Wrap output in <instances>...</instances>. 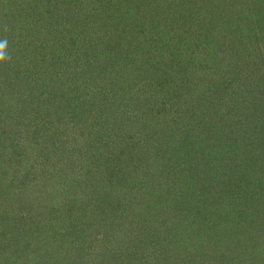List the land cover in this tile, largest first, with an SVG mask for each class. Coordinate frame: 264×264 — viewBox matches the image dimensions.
I'll use <instances>...</instances> for the list:
<instances>
[{
    "label": "trees",
    "instance_id": "1",
    "mask_svg": "<svg viewBox=\"0 0 264 264\" xmlns=\"http://www.w3.org/2000/svg\"><path fill=\"white\" fill-rule=\"evenodd\" d=\"M5 38L0 264H264V0H0Z\"/></svg>",
    "mask_w": 264,
    "mask_h": 264
},
{
    "label": "rangeland",
    "instance_id": "2",
    "mask_svg": "<svg viewBox=\"0 0 264 264\" xmlns=\"http://www.w3.org/2000/svg\"><path fill=\"white\" fill-rule=\"evenodd\" d=\"M256 53V52H255ZM255 56V55H254ZM253 58V57H252ZM254 59H255V57L253 58V59H251L250 60V63H249V65H246L245 67H242L243 66V64H242V66H241V63L240 62H238V64H237V69H239V72H242V71H246L245 69L246 68H251L252 67V62H254ZM241 68H243V69H241ZM225 77H227V78H230L229 77V75H227V76H225ZM254 81H255V83L256 84H259V83H261V81H262V78L259 76V75H255L254 76V79H253ZM228 88H229V86H228ZM227 88V89H228ZM249 106H246V108H248ZM246 108H245V110H246ZM248 111L250 112L251 110H250V108H248ZM242 115L243 114H241V111H239V112H235L234 114H231L230 116H232V117H228L229 118V120H232L234 123H235V121L237 120V121H239V123L238 122H236L233 126H235L234 128H236V129H233V135L235 136V137H237L238 135H242V133H246V132H248L249 130L246 128V126L244 125V129H242V130H240V128H242V124H240V123H242L241 122V120H243V118L244 117H242ZM249 117H251V115L249 116ZM254 119V118H253ZM245 123V122H244ZM23 129H24V126H23ZM239 129V130H238ZM171 143H173L172 141H171ZM26 153H28V156L29 155H31V157H30V160H29V163H30V165H31V168L30 167H28L27 168V170H30V175L33 173V167H34V165H35V163H36V161L35 160H37L38 159V157L41 159L42 157H41V153H39L38 152V150H36V151H34V152H31V151H29V152H26ZM24 154V155H27V154ZM21 155H22V153H21ZM26 160L28 159L27 158V156H23ZM22 157V158H23ZM74 159H76V157L74 158ZM16 158L15 159H13L12 160V162H2V160H1V163H0V189L2 190V192L4 193V188L8 185V184H11V186L9 187L11 190H15V189H17V185L18 186H20V188H22L23 189V187H25V185H23L22 183H21V181H23V178H22V175H23V173H24V170H23V168H22V164H20L18 161L16 162ZM24 160V159H23ZM5 179V180H4ZM28 182V181H27ZM38 183V185H40L42 182H43V180H38V179H36V180H34V181H31V185H33V183ZM165 186V185H164ZM4 187V188H3ZM62 187V186H61ZM33 188H35V186L33 187ZM36 188H37V186H36ZM21 189V190H22ZM10 190V191H11ZM37 190H39V189H37ZM9 191V192H10ZM8 192V193H9ZM5 194V193H4ZM52 194H54V191L52 190ZM6 195V194H5ZM5 195H2V196H5ZM15 197V196H14ZM2 198L3 197H0V200H1V204H0V208H1V216L3 217L4 216V218L6 217V216H9V217H11L10 215H9V213H7V212H5L4 211V209H6V208H4V206H3V202H2ZM31 198V197H30ZM26 201H28V199H26ZM256 202H259V203H262V201H256ZM18 205H16V204H14L13 206L12 205H9L8 204V208L7 209H10V210H12L13 212H19L18 211ZM28 212H30V214H35L34 213V211L33 210H27ZM26 212V211H25ZM178 215L180 214V213H177ZM261 215V214H260ZM260 261L261 260H259V258L257 257V262L258 263H260Z\"/></svg>",
    "mask_w": 264,
    "mask_h": 264
},
{
    "label": "clouds",
    "instance_id": "3",
    "mask_svg": "<svg viewBox=\"0 0 264 264\" xmlns=\"http://www.w3.org/2000/svg\"><path fill=\"white\" fill-rule=\"evenodd\" d=\"M8 45L7 39L0 40V61H4L6 59H9L10 57L6 53V48Z\"/></svg>",
    "mask_w": 264,
    "mask_h": 264
}]
</instances>
